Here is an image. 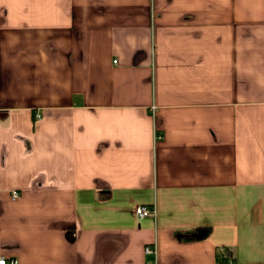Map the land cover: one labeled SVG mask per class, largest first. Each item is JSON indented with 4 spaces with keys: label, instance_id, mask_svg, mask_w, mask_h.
<instances>
[{
    "label": "crops",
    "instance_id": "crops-1",
    "mask_svg": "<svg viewBox=\"0 0 264 264\" xmlns=\"http://www.w3.org/2000/svg\"><path fill=\"white\" fill-rule=\"evenodd\" d=\"M0 256L264 264V0H0Z\"/></svg>",
    "mask_w": 264,
    "mask_h": 264
},
{
    "label": "built area",
    "instance_id": "built-area-1",
    "mask_svg": "<svg viewBox=\"0 0 264 264\" xmlns=\"http://www.w3.org/2000/svg\"><path fill=\"white\" fill-rule=\"evenodd\" d=\"M38 116V115H37ZM18 196V192L13 190L11 192V197L16 198ZM134 213L140 218H145V217H154L156 215V209L153 205H137L133 209ZM144 252L147 254H155V248L153 245L146 246L144 248ZM17 260L14 257H5V256H0V264H16Z\"/></svg>",
    "mask_w": 264,
    "mask_h": 264
}]
</instances>
